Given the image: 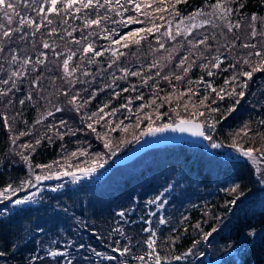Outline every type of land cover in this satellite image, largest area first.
Segmentation results:
<instances>
[{
  "label": "trees",
  "instance_id": "trees-1",
  "mask_svg": "<svg viewBox=\"0 0 264 264\" xmlns=\"http://www.w3.org/2000/svg\"><path fill=\"white\" fill-rule=\"evenodd\" d=\"M85 3L57 0V10L49 12L51 0H19L20 16L11 25L0 17L6 27L21 29L10 39L0 30V189L22 187L38 166L110 161L149 126L190 118L221 142L264 148V67L254 71L264 61L255 55L264 53V0H93L87 8ZM225 9L231 10L226 17ZM21 17L35 24L21 26ZM95 19L100 23L86 26ZM229 22L240 27L229 30ZM89 44L102 54L84 53ZM244 72H252L251 78ZM258 181L251 162L225 160L201 144L156 147L115 165L101 180L45 189L39 204L0 216V264H134L150 249L143 219L157 196L164 206L153 216L166 221L157 226L154 251L160 259L176 260L188 249L217 256L238 243L242 255L222 264H264ZM47 238L68 250L66 260L43 256Z\"/></svg>",
  "mask_w": 264,
  "mask_h": 264
},
{
  "label": "rangeland",
  "instance_id": "rangeland-1",
  "mask_svg": "<svg viewBox=\"0 0 264 264\" xmlns=\"http://www.w3.org/2000/svg\"><path fill=\"white\" fill-rule=\"evenodd\" d=\"M193 29V25H191L189 27L188 30H186V32H190ZM190 119H195V118H190ZM198 120V119H196ZM181 121V120H180ZM200 121V120H199ZM179 122V121H178ZM177 123V122H176ZM168 124H175V123H168ZM205 126V131H206V136H210L211 140L206 139V143L207 146H205L208 150H210L212 153L219 155L221 158L225 159V160H236V161H247V162H251L254 166H255V173L256 176L259 179V187L261 190L262 195L264 196V158H262L259 153L261 148H257L256 150V161L254 162L252 159L248 158V157H244L240 154V152H238L236 150V148L233 147V145H238L240 148L246 149V147H243L240 144L237 143H233V144H229V143H224L221 142L220 140L216 139L213 134H210L208 132V126ZM163 127V126H162ZM158 128V127H155ZM139 140V139H138ZM212 143H218L220 145V147L218 148H212L211 144ZM133 145V144H132ZM114 153H117V151L112 152V155H114ZM124 153V152H122ZM122 153H117L115 154V156L113 157V159L109 161V159L104 160L105 162L102 163H96L93 162L91 164H83L81 161L79 163V165L77 166H73V164L71 163H66V162H61V164L56 165V164H48L47 166H42V167H37V170L39 169V171L36 172L35 168H31L28 177L26 178V180L24 182H22L21 186L19 188H13V189H18V191L15 192V194L13 195L12 192H8L6 195L10 198V199H3L0 200V216H4V215H8L9 213H11L12 211H14L15 209L19 208L20 206H29L32 204H39L42 192L45 189L48 190H53L56 189L57 191L62 189L63 187H65V185L67 184H72V183H80V182H92V181H97V180H101L106 173L110 172L111 170H113V168L115 167V158L118 157L119 155H121ZM112 163V164H111ZM98 165H102V167L98 166ZM103 166H105L103 168ZM72 167V168H71ZM91 167H96V171L90 174H82V170L84 169H88ZM64 172H70V173H75L76 176H79V179H74V176L72 175H63L62 173ZM36 176H48L50 178L48 179H52L51 182H42V179L37 181L35 178ZM4 188L0 189L3 190ZM55 190V191H56ZM33 193H35V197H34V201L35 202H29L27 205H14L13 203H11L12 200H15L17 198H23L24 196H30ZM160 197V196H157ZM157 197H155L153 200H151L148 204V215L149 217H145L144 216V224L146 226V231L148 232V240L146 241L147 245H148V241L149 240H156L157 237V226L159 227L161 225V223L159 222L161 218H159L158 216H153L155 213L157 214L159 209H163V204L164 202H162V199L160 197V199H157ZM7 211H4V210ZM154 233V235H153ZM47 241H49V239L47 238ZM50 244L46 245V248H44V250H42V254L43 256H48V252L50 251H61V252H65L66 251V255H62L64 260L67 259V252L68 250L66 248L63 249H58L55 244L56 242L52 243V241H49ZM44 247V246H43ZM156 249V241L155 244L153 245L152 248L148 249V254L146 256H142L143 259H138L137 261H134V264H156V258L159 257V255L154 251ZM231 250H234L233 254H230L228 256H226L225 254ZM243 251V245L241 244H231V246L228 248L227 251L222 252L221 255H217V256H211V254H207V255H194L193 253V249H188V251H186L184 254H182L181 256H179V259L176 260H162L159 258V262L160 264H222L225 260V258H229L230 256L235 257H240L242 255ZM149 253H151V255H149ZM41 254V255H42ZM106 256L109 255V252H105ZM58 257V256H57ZM55 258V257H52ZM120 264H131L130 262H120Z\"/></svg>",
  "mask_w": 264,
  "mask_h": 264
},
{
  "label": "snow or ice",
  "instance_id": "snow-or-ice-1",
  "mask_svg": "<svg viewBox=\"0 0 264 264\" xmlns=\"http://www.w3.org/2000/svg\"><path fill=\"white\" fill-rule=\"evenodd\" d=\"M92 2L93 0H87V3L84 4V7L87 8L89 6L92 5ZM98 2V0H97ZM107 2V0H106ZM118 2V0H117ZM133 0H129V3H132ZM179 2V0H178ZM24 3L25 5L27 4V0H24ZM56 3H57V0H51V7L48 8V11L49 12H54L56 11ZM70 3H71V0H70ZM18 5H19V0H0V17H2L4 20H6L7 22V25H11L13 23V19L14 17H19L20 16V13L19 11L17 10L18 9ZM214 7H220V4L218 3L217 5H214ZM136 9L139 10L140 9V5L139 4H136ZM40 12H43L44 9L43 8H40L39 10ZM231 11L230 9H225L224 10V16L226 17L228 15V12ZM224 17H222L223 19ZM257 19V17L255 15H253L251 17V20L252 21H255ZM129 22H132V18L130 17L129 18ZM19 25L23 26L25 24L27 25H33L35 24V21L30 19V18H26V17H21L18 21ZM49 23H51V21H49ZM100 23V20L99 19H95V20H88L86 21V26L87 25H92V24H99ZM37 28H39V25H36ZM193 27H195V25H193ZM227 27L229 28V30H231L233 27H240V24L239 22H237L235 25H233L231 22H229L227 24ZM0 30H3L2 31V36L4 38H11V36L15 33V32H19L21 31V29L18 27V28H12V27H6L5 24L3 23H0ZM158 30V29H157ZM53 31H55L53 29ZM137 31H144L143 29H140V30H137ZM147 31L150 33L153 31V29L149 28L147 29ZM257 33L255 30L252 31L251 35L252 36H255ZM34 35V33H33ZM129 37L133 36L134 33H128L127 34ZM23 38V37H22ZM121 40H124L125 37H121L120 38ZM136 43H139V40H136L135 41ZM113 43L115 44H118L120 43L119 40H114ZM200 43H204V41H200ZM249 45H245V47H248ZM44 48H48L49 47V44L47 42L44 43L43 45ZM161 47H163V45H161ZM252 47H255V45H252ZM3 51V46L0 45V52ZM83 52L84 53H88V52H93L95 56H100L102 53L101 52H98V51H94L93 47L91 44L87 45L84 47L83 49ZM74 55V53L72 54ZM72 55H69L68 59L64 60V67H65V70L67 71L68 69V61L72 58ZM256 56H262L264 55V53H261V52H256L255 53ZM12 61L15 62L17 60V56L16 55H12L11 57ZM186 59V58H185ZM30 60L26 59L24 61L25 64L29 63ZM91 62V61H90ZM184 63V60H181V64ZM245 64L249 63V61L247 59H245L244 61ZM213 67H219V61H217L216 64L213 65ZM261 67H264V61H262L261 65L258 66L256 69H254V71H258L260 70ZM185 72L188 71L187 68L184 69ZM70 74V73H69ZM13 75H19V73H13ZM133 75H137V73H133ZM208 75H212L211 72L208 73ZM244 76H247L249 78H251L252 76V72H244L243 73ZM177 79H180V77H177ZM3 83L7 84L8 83V80H4ZM246 87V85H244ZM213 91H215V89H213ZM233 94H236V93H229V95H233ZM239 96L243 97L245 95V93L243 91L239 92L238 93ZM30 98V97H29ZM221 99H223V97H220ZM76 97H73V101H75ZM21 104L24 103L23 100L20 101ZM201 103L203 104L204 101L202 100ZM61 109H57V111H60ZM78 110V109H77ZM233 109H229V111H232ZM211 111H217L216 109H211ZM49 115H51V113H49ZM95 115V114H93ZM201 115H203V113H201ZM61 123L63 124L64 122L61 121ZM5 124L7 125V117H5ZM89 128H92V125L89 124L88 125ZM209 127H212L214 128L215 125L214 124H210ZM171 129L172 131H177L179 130L180 132H192L193 135H197V136H202L204 137L205 139H208V140H211V137L210 136H205V133L201 130V125L198 124V123H193L192 121L190 120H181L179 121V123H177L175 126L172 125V124H165L163 125V127H158V128H152L151 126L148 127V129L146 130V134H149V135H155V133L157 132H165L167 130ZM93 131H95V128H92ZM27 133H20V135H26ZM13 143H15V139L13 140ZM40 141L37 140L36 141V144H39ZM106 147H108V145L106 144L105 145ZM22 147H25V148H28V147H32L31 145H23ZM211 147L212 148H218L220 147V145L218 143H212L211 144ZM234 148H236V150L238 152H240V154L244 157H248L250 159H252L254 162L256 161V150L254 148H246V149H243V148H240L238 145H233ZM34 150V149H33ZM73 156L77 155V153H72ZM259 155L264 158V148H262L260 150V153ZM24 159L27 160V157H24ZM100 167H102V165H98ZM39 167V166H38ZM96 171V167H91V168H88V169H84L82 170V174H90V173H93ZM63 175H72L74 176V179H79L80 177L79 176H76L75 173H70V172H64L62 173ZM50 177L48 176H36V180L39 181L41 179H48ZM56 189H53V191H55ZM18 191V189H13L11 185H7L5 186V188L3 190H0V200H3V199H10L6 194L8 192H12L13 195L15 194V192ZM34 197H35V193H33L32 195L30 196H24L23 198H17L15 200H12L11 203H13L14 205H27L30 201L31 202H35L34 201ZM157 199H160V197H157ZM232 204H235L236 201L233 200L231 201ZM25 209H19V211H24ZM4 211H7L6 209ZM120 216H124V212H120L119 213ZM161 224L165 223L166 221L161 218L160 221H159ZM147 230V229H145ZM216 229H213L212 231L214 232ZM42 231V229L40 230ZM212 234V232H209L207 234H205V239L208 238V236H210ZM154 235V233H153ZM247 237L249 238V242H253L252 238L254 237L255 233L254 231H249L248 233H246ZM54 243V242H53ZM69 243H71V241H69ZM155 244V241L154 240H149L148 241V247L149 248H152L153 245ZM86 246L84 244H80L79 245V248L80 249H83L85 248ZM119 250V249H118ZM89 251H93L91 249H89ZM128 251V248L125 247L121 254L123 255L124 253H126ZM95 255H100V253H94ZM48 255L51 256V257H57V256H62V255H66V251L65 252H61V251H50L48 252ZM149 255H151V253H149ZM113 257H109V259H112ZM139 259H143V257H139ZM176 259H179V257H176ZM67 264H72V260L69 259ZM156 264H160L159 262V257L156 258Z\"/></svg>",
  "mask_w": 264,
  "mask_h": 264
},
{
  "label": "water",
  "instance_id": "water-1",
  "mask_svg": "<svg viewBox=\"0 0 264 264\" xmlns=\"http://www.w3.org/2000/svg\"><path fill=\"white\" fill-rule=\"evenodd\" d=\"M184 120H190L193 123L200 124L201 130L205 133L206 136L205 126L201 121L196 119H184ZM177 123L172 125L175 126ZM175 142H195L203 146H207L206 139L204 137L193 135L192 132H187V131L180 132L179 130L172 131L171 129L165 132H157L155 133V135H149L146 134L145 132L143 136L139 140H137L128 150H126L124 153L116 157L114 162L116 165L127 164L134 161L135 159H137L139 156H141L143 153H145L150 149L164 145H169ZM104 167L105 166H103V168ZM51 181L52 179H42V182H46V183ZM233 253L234 250H231L227 252L225 255L228 256Z\"/></svg>",
  "mask_w": 264,
  "mask_h": 264
}]
</instances>
